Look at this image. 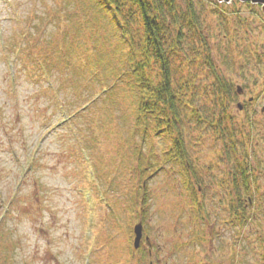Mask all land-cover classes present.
<instances>
[{"label": "rangeland", "instance_id": "374dc122", "mask_svg": "<svg viewBox=\"0 0 264 264\" xmlns=\"http://www.w3.org/2000/svg\"><path fill=\"white\" fill-rule=\"evenodd\" d=\"M93 3L0 0V264H264L262 4L194 0L200 33L187 27L172 66L174 87L188 102L180 122L191 162L185 178L164 154L171 133L144 142L131 131L135 94L127 86L91 101L103 85L109 89V78L118 81L113 73L98 83L94 72L75 68L107 49L108 38L117 42L110 18L101 19ZM49 11L59 16L50 24L43 21ZM37 37H74L66 57L72 66L45 51L70 77L67 90L62 78L51 86L33 69L30 55L44 56ZM23 40L30 42L24 51L16 48ZM220 77L230 94L218 87ZM64 101L80 111L77 118L65 119ZM138 149L143 166L154 155L152 176H138Z\"/></svg>", "mask_w": 264, "mask_h": 264}, {"label": "trees", "instance_id": "16d2710c", "mask_svg": "<svg viewBox=\"0 0 264 264\" xmlns=\"http://www.w3.org/2000/svg\"><path fill=\"white\" fill-rule=\"evenodd\" d=\"M93 1L92 6L96 8L101 19L110 18L109 25H113L117 42L110 41L111 38H108L107 49L99 51L95 56L79 59L78 67H75L76 71L79 70L80 73L86 70L94 72L98 83L105 81L115 73V76H118V81L109 78V80H113V83L109 85L110 89L108 90L115 87L114 90L117 91L116 86L124 84L135 94L132 101L134 115L131 131L140 133L144 142L149 137L151 139L156 135H170L171 133L174 140L173 146L168 152L164 151V154L174 157L186 178L185 174H189V170L186 169L187 154L180 122L182 106L188 102H184L174 87L172 66L175 65V54L179 48H182L181 44L184 42V37H188L189 30L200 33L196 3L194 0ZM245 2L250 3L251 1ZM48 13L49 15L43 20H50L51 22L48 24L52 23L55 18H59L56 14H50V11ZM72 38L74 37H37L35 41L40 43L41 53L44 56L38 59L30 55V62L37 74L42 78L41 75L47 72L53 77L54 82H58L59 78H62L63 85L60 89L64 90L68 88V84L64 82L70 77L58 72L59 69L52 59L48 58L45 51H55L53 57L72 66L67 61L69 58H66L67 54L72 52V45L76 43L75 40L71 42ZM25 39L27 41L29 37H24ZM60 39L64 44L60 43ZM24 40L17 42L16 48L21 45V50L24 51L25 46L28 47L27 44L30 43H25ZM114 58H116V62L110 67V62ZM101 74L103 78L100 77ZM218 87L227 95L231 93L230 83L227 79L220 77ZM104 98L108 99V95ZM90 99L92 100V98ZM193 110L197 111L196 108ZM202 119L208 123H215L221 117L203 116ZM169 138L171 139V137ZM135 156L139 161L136 167L139 177L146 173L147 178L157 172L159 165L156 166L154 155L151 156L148 166H143L141 150L138 149ZM189 163L191 164L190 161ZM196 178L199 177L196 175ZM19 188L20 185L11 198L17 195ZM140 190H142L144 199H147L145 180L140 185ZM195 190L196 188L194 192ZM140 193L141 191L137 190V197Z\"/></svg>", "mask_w": 264, "mask_h": 264}, {"label": "water", "instance_id": "95a60500", "mask_svg": "<svg viewBox=\"0 0 264 264\" xmlns=\"http://www.w3.org/2000/svg\"><path fill=\"white\" fill-rule=\"evenodd\" d=\"M243 1H246V0H243ZM252 2H260L264 8V0H250ZM241 87H239V91H241ZM240 106H242L240 104ZM135 233H136V237H135V240H134V245L136 248L139 247L140 245V241L142 239V235H143V223L142 222H139L135 225Z\"/></svg>", "mask_w": 264, "mask_h": 264}]
</instances>
